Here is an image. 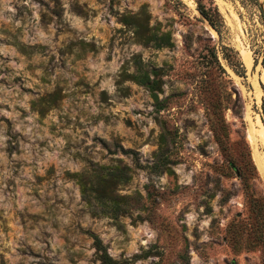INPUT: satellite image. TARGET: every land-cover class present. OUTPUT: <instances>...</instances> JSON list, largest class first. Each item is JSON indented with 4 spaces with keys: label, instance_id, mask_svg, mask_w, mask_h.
I'll use <instances>...</instances> for the list:
<instances>
[{
    "label": "rangeland",
    "instance_id": "rangeland-1",
    "mask_svg": "<svg viewBox=\"0 0 264 264\" xmlns=\"http://www.w3.org/2000/svg\"><path fill=\"white\" fill-rule=\"evenodd\" d=\"M248 148L264 193V0H0V264H102L91 232L114 264H261ZM113 165L115 214L78 180Z\"/></svg>",
    "mask_w": 264,
    "mask_h": 264
},
{
    "label": "trees",
    "instance_id": "trees-1",
    "mask_svg": "<svg viewBox=\"0 0 264 264\" xmlns=\"http://www.w3.org/2000/svg\"><path fill=\"white\" fill-rule=\"evenodd\" d=\"M199 9L202 12L204 18L209 22V24L218 32H220V28L223 25L222 15L215 3L213 1L209 4H199ZM125 23H130L127 18H132L135 22L134 29L136 32H143L145 28H147L146 15L141 16L139 13L124 15ZM161 36V35H160ZM156 37L154 33L149 32L146 35V41L149 39H159ZM166 36V37H164ZM162 39L168 40V36L164 34ZM158 45L163 44L162 42H158ZM223 55L229 64L236 70L237 64L240 66L241 73L245 71V67L239 57L237 55L236 50H234L231 46L223 45ZM215 52V51H214ZM243 60V59H242ZM245 64V63H244ZM154 74L157 71L152 70ZM135 80L139 83H143L147 85L151 90L157 89L160 86L159 79L157 77L150 78L148 70H142L138 73V75H133ZM153 96L157 97L156 93L153 91ZM248 160H244V162L238 165L234 160H229L227 162L226 167L230 168L234 174L242 179L243 186L245 187L246 197H247V207L249 210V218L250 223L247 228V238L248 246L260 245L262 247L264 253V193L252 194V192L248 191L249 187V179L257 173V168L255 162L253 161L249 148L247 149ZM113 168L106 175L101 171H97L92 174H85L86 172L79 173V183L81 187L82 194L88 199L100 201L99 206L102 210H106V208L111 209V213H117L122 206V203L119 202V199L116 194H114V186L121 180H125L129 177L126 172L127 166L113 165ZM225 165L222 166V173L226 174ZM120 197V196H119ZM123 198V197H122ZM126 204L125 198L123 199ZM233 234H240L236 229H230ZM90 235L93 238V243L95 244L98 258L100 259L102 264H114L116 261L113 259L106 251L105 245L101 242V239L97 236V234L91 232ZM264 264V258L262 259V263Z\"/></svg>",
    "mask_w": 264,
    "mask_h": 264
},
{
    "label": "bare ground",
    "instance_id": "bare-ground-1",
    "mask_svg": "<svg viewBox=\"0 0 264 264\" xmlns=\"http://www.w3.org/2000/svg\"><path fill=\"white\" fill-rule=\"evenodd\" d=\"M250 64H251V61L249 60V61H248V65H250ZM261 165L263 166V164H261Z\"/></svg>",
    "mask_w": 264,
    "mask_h": 264
},
{
    "label": "water",
    "instance_id": "water-1",
    "mask_svg": "<svg viewBox=\"0 0 264 264\" xmlns=\"http://www.w3.org/2000/svg\"><path fill=\"white\" fill-rule=\"evenodd\" d=\"M261 7H262V5H261Z\"/></svg>",
    "mask_w": 264,
    "mask_h": 264
}]
</instances>
